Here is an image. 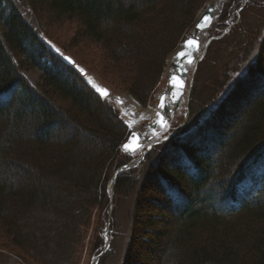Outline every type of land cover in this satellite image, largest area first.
<instances>
[{
  "label": "trees",
  "instance_id": "16d2710c",
  "mask_svg": "<svg viewBox=\"0 0 264 264\" xmlns=\"http://www.w3.org/2000/svg\"><path fill=\"white\" fill-rule=\"evenodd\" d=\"M206 1L0 0V264L5 252L25 264H71L94 212L108 207L111 176L130 160L115 103L43 40V23L75 21L76 37L111 63L113 87L141 106ZM34 69L32 84L25 71ZM209 99L206 117L193 122L199 111L189 109L179 130L115 179L113 200L132 201L120 264H139L138 249L156 264H264V34L235 84Z\"/></svg>",
  "mask_w": 264,
  "mask_h": 264
},
{
  "label": "rangeland",
  "instance_id": "374dc122",
  "mask_svg": "<svg viewBox=\"0 0 264 264\" xmlns=\"http://www.w3.org/2000/svg\"><path fill=\"white\" fill-rule=\"evenodd\" d=\"M210 1L211 0H207L205 6L210 3ZM240 1L241 5L237 9L233 7L234 5L232 1L230 3V0H222L220 2V12L216 14L213 19L218 26L215 25L212 30H209L212 25L211 23L208 31L205 33L204 41L209 38H211V40L205 48L204 43L202 44L197 55V57H199V62L194 71L192 80H190L187 106L183 102L180 104L178 110L170 118L168 127L161 131L159 137L174 134V129L184 121L186 109L187 111L190 109L192 112L199 111L194 113L195 118L193 122L202 117H206L209 112H205L204 110L207 108V110L210 109V111H212L213 106L216 104L212 106L211 104L207 105V103L210 102L209 98L214 96V102L220 100L235 84V81L243 74L249 63L255 59L259 41L264 34V2L260 5L258 4L264 0H258V4H251L249 7H243L247 0ZM20 5L23 6L21 2ZM202 11H200L198 15H200ZM24 12L27 13V10ZM32 18L34 19L33 16ZM48 21H46V26L43 23L47 31H44L43 25L40 24V27L44 31L43 34L40 33L43 40L53 51L61 55V57L62 55L71 57L69 54L75 56L79 62L85 65L86 68L82 67L71 57L76 67L78 66L77 69L80 68L78 69L79 71H84L82 75L88 82L92 79L96 83L108 87L113 96H117L121 100V103H117L116 101L113 102L115 103L120 117L127 124L130 133L132 131V127H130L131 123L138 121L141 116L145 117L142 121L137 123V131L144 129L155 115L153 109H157L158 97L165 89L166 75L173 53L168 56L164 72L155 87L152 99L148 104L140 106L137 102L135 103L133 101L134 99L126 91L113 87L114 84L118 85L119 83L111 72L112 70L114 72V69H110L111 63L105 62V56L98 45H93L90 41H81L76 37L79 26L75 21L54 22L51 19H48ZM192 28L186 31L185 37L190 34ZM215 38H221V43H211ZM230 59L232 62L230 65H232V67L224 77L226 80L225 87L217 90L216 85L219 82L218 80L222 78V71L225 69V64ZM25 76L30 83L35 84L39 78V71L36 69L27 70L25 71ZM187 83H189V75L187 77ZM125 94L129 95L133 100L131 98L124 100L123 97ZM151 140L146 141V146ZM140 153L141 150L137 151L134 156H130V159L132 157H140ZM154 193L152 192L153 195ZM109 205L110 203L108 201V207L94 212V217L91 218L88 229L80 241L78 253L75 255L71 264H94L95 258L99 254L100 256L96 264L121 263L129 238L132 201L125 196L119 197L116 202L112 198L109 224L107 232L104 233L105 225L109 218ZM144 212L145 211H143V213ZM100 213L102 217L105 216L104 224L99 228L102 244L95 247V233L99 227L97 223ZM112 223H114V227L110 228ZM160 227L163 226L160 225ZM111 233L112 235L110 236ZM106 240L108 241L107 243ZM164 244V239H161L160 250L164 249ZM136 247L138 249L140 246L136 245ZM137 252L138 256L136 261H138L139 264L157 263L155 258L148 259L144 250L138 249ZM2 255L3 257L1 258L6 264H9V261L12 260H14L13 264H25L20 261L14 253L5 252Z\"/></svg>",
  "mask_w": 264,
  "mask_h": 264
},
{
  "label": "water",
  "instance_id": "95a60500",
  "mask_svg": "<svg viewBox=\"0 0 264 264\" xmlns=\"http://www.w3.org/2000/svg\"><path fill=\"white\" fill-rule=\"evenodd\" d=\"M216 5H217V9H216ZM219 12H220V2L218 0H211L210 3H208L205 6L203 11L197 18L190 34L184 38V40L180 43L176 52L171 57V60L169 62V69L166 75L165 89L160 93L158 97L157 109H153L155 111V115L152 117L150 123L147 124L142 131L137 132V123L142 121L145 116H141V118L138 121L131 123L130 127H132V131L130 133V136L128 137V140L125 141L121 146L124 152L128 153L129 155H134L137 151L141 150L140 154L143 155L154 144L159 143L160 141H163L164 139L168 138L169 135L166 137H159V135L163 129H166L168 127L170 123V118L178 110L180 104H182L183 102L187 106L189 89H190V80H192L194 71L199 62V57H197L198 52L200 51V48L203 43L205 48L209 43V41L211 40V38H209L208 40L204 41V36L205 33L208 31L215 15L218 14ZM198 25H202L203 27H198ZM65 57H67L68 59H65ZM62 58L68 65H75L71 57L67 55H63ZM69 61H71V63ZM81 72L82 74H84L83 70H81ZM188 75H189V83H187ZM91 81H92L91 84L87 81L88 84L101 97L114 100L117 103H121V100L117 96L116 97L113 96L112 92L108 87L100 85L92 79ZM180 83H182L183 85L182 88L178 87ZM93 85H95V87ZM97 87L105 90L107 92V96L101 95L100 92L97 91ZM123 98L124 100H127L130 99L131 97L125 94ZM161 105H163V107H161ZM187 113L188 111L186 109L184 121L174 130V132H176L179 128L182 127V125L186 120ZM133 132L137 134L135 137L132 136ZM148 140L151 141L146 146V148H144V146L146 145V141ZM125 144L129 145L128 151L124 150L123 146ZM139 160L140 158L132 157V159L128 163L118 167L109 180L108 183L109 203H110L109 218L105 225L104 233L107 232V228L109 224L112 198H113V186L115 183V179L117 178L119 173H121L123 170L129 169L130 167L135 165ZM107 242L108 241L106 240V243ZM99 256L100 254L96 256L94 264H96Z\"/></svg>",
  "mask_w": 264,
  "mask_h": 264
},
{
  "label": "snow or ice",
  "instance_id": "6c2138e0",
  "mask_svg": "<svg viewBox=\"0 0 264 264\" xmlns=\"http://www.w3.org/2000/svg\"><path fill=\"white\" fill-rule=\"evenodd\" d=\"M205 19H207V18H205ZM198 27H203V26H202V25H198ZM65 59H68V58L65 57ZM69 62L71 63V61H69ZM89 83L91 84L92 81L89 80ZM93 86L95 87V85H93ZM178 87L182 88V87H183L182 83H180V84L178 85ZM97 91L100 92L101 95H103V96H107V92H106L105 90L100 89V88L97 87ZM161 107H163V105H161ZM136 135H137V134H136L135 132L132 133V136H133V137H135ZM123 147H124V150H125V151H128V150H129V145H128V144H125Z\"/></svg>",
  "mask_w": 264,
  "mask_h": 264
},
{
  "label": "bare ground",
  "instance_id": "6f19581e",
  "mask_svg": "<svg viewBox=\"0 0 264 264\" xmlns=\"http://www.w3.org/2000/svg\"><path fill=\"white\" fill-rule=\"evenodd\" d=\"M219 2H221L222 0H218ZM216 9H217V5H216Z\"/></svg>",
  "mask_w": 264,
  "mask_h": 264
}]
</instances>
